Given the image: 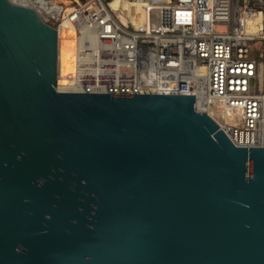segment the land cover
I'll return each mask as SVG.
<instances>
[{
	"label": "water",
	"instance_id": "1",
	"mask_svg": "<svg viewBox=\"0 0 264 264\" xmlns=\"http://www.w3.org/2000/svg\"><path fill=\"white\" fill-rule=\"evenodd\" d=\"M58 32L0 0V264H264V146L194 95L59 92Z\"/></svg>",
	"mask_w": 264,
	"mask_h": 264
},
{
	"label": "built area",
	"instance_id": "2",
	"mask_svg": "<svg viewBox=\"0 0 264 264\" xmlns=\"http://www.w3.org/2000/svg\"><path fill=\"white\" fill-rule=\"evenodd\" d=\"M65 1L45 0L52 18L59 14L57 32L66 23L75 33L71 83L60 84L57 70V91L194 95L234 145L264 146L258 1L150 0L141 18L122 11L124 0ZM258 14L263 27L251 33Z\"/></svg>",
	"mask_w": 264,
	"mask_h": 264
},
{
	"label": "bare ground",
	"instance_id": "3",
	"mask_svg": "<svg viewBox=\"0 0 264 264\" xmlns=\"http://www.w3.org/2000/svg\"><path fill=\"white\" fill-rule=\"evenodd\" d=\"M17 3V0H12ZM125 5L121 7L124 9V13L130 15L134 18H141L143 11L142 7L150 0H124ZM52 3V2H51ZM58 3H62L63 5H68V2L65 0H58L57 2H53V5ZM22 4V3H18ZM46 4V3H45ZM44 4V7H46ZM120 2L118 0H114L112 2L113 7H120ZM68 9L66 10V12ZM248 30L251 33H257L260 29H262V16L261 14L256 15V17L252 18L248 22ZM264 34V32H262ZM74 30L71 26L66 23H63L58 28V81L61 84L71 83V76L74 72ZM264 70V66H263Z\"/></svg>",
	"mask_w": 264,
	"mask_h": 264
},
{
	"label": "rangeland",
	"instance_id": "4",
	"mask_svg": "<svg viewBox=\"0 0 264 264\" xmlns=\"http://www.w3.org/2000/svg\"><path fill=\"white\" fill-rule=\"evenodd\" d=\"M47 1H50L53 3V2H57L58 0H47ZM141 1H144V0H141ZM247 1L250 4H255V1L256 2L258 1L257 5L261 6L264 9V0H262V2L261 0H247ZM17 3H22L23 5L33 7L46 23L52 26H57L58 23L56 20V15H59V14L58 13L55 14L54 15L55 18H52L51 16L52 13L49 14L48 12L49 11L48 6L44 7V4L46 3L45 0H17ZM122 11L125 12L124 9ZM255 53L263 54V58H264V41L261 43L259 51H256ZM259 85L261 88L264 87V72L262 74V77L260 78V82L259 81L256 82V90H258Z\"/></svg>",
	"mask_w": 264,
	"mask_h": 264
},
{
	"label": "trees",
	"instance_id": "5",
	"mask_svg": "<svg viewBox=\"0 0 264 264\" xmlns=\"http://www.w3.org/2000/svg\"><path fill=\"white\" fill-rule=\"evenodd\" d=\"M261 2H262V0H261ZM263 66H264V64H263Z\"/></svg>",
	"mask_w": 264,
	"mask_h": 264
}]
</instances>
